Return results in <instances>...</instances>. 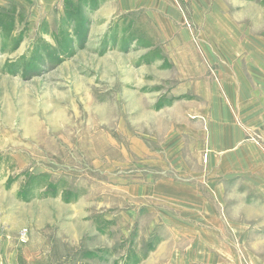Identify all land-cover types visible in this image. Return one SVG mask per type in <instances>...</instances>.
Masks as SVG:
<instances>
[{"label": "rangeland", "instance_id": "rangeland-1", "mask_svg": "<svg viewBox=\"0 0 264 264\" xmlns=\"http://www.w3.org/2000/svg\"><path fill=\"white\" fill-rule=\"evenodd\" d=\"M90 1L0 11V264L175 262L135 192L180 161L174 128L209 93L197 35L223 39L227 67L264 47V0H166L186 24ZM243 117L259 141L264 105Z\"/></svg>", "mask_w": 264, "mask_h": 264}, {"label": "crops", "instance_id": "crops-1", "mask_svg": "<svg viewBox=\"0 0 264 264\" xmlns=\"http://www.w3.org/2000/svg\"><path fill=\"white\" fill-rule=\"evenodd\" d=\"M13 2L28 10L57 4V0ZM90 2L108 8L114 0ZM115 4L124 12L153 9L169 21H184L181 9L166 0H115ZM201 4L193 9L199 11ZM4 7L5 0H0V11ZM210 10L212 17L215 7ZM188 24L193 26L189 20ZM198 25L196 21L195 27ZM258 39L264 40V36ZM196 40L211 43L205 44L203 54L208 64L215 65L211 82L206 84L209 93L203 99H191L185 118L174 128L180 139V161L170 173L144 179L135 193L147 205L148 216L155 218V227L168 230L167 236L172 234L169 247L179 253L170 264H248L242 256L249 264H264L263 250L254 246V239L264 235V214L248 213L249 206L256 210L264 204V132H259L256 141L243 117L246 107L264 105V47L238 57L248 60L246 68L244 62L227 67L222 59L236 56L214 50L212 45L223 39L204 34ZM244 184L252 188V199L236 190L241 185L244 191ZM170 238H159V242L165 245Z\"/></svg>", "mask_w": 264, "mask_h": 264}]
</instances>
